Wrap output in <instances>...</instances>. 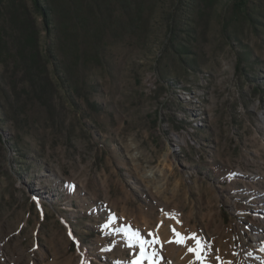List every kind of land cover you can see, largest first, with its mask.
<instances>
[{
    "label": "rangeland",
    "instance_id": "obj_1",
    "mask_svg": "<svg viewBox=\"0 0 264 264\" xmlns=\"http://www.w3.org/2000/svg\"><path fill=\"white\" fill-rule=\"evenodd\" d=\"M233 2L56 0L59 77L0 64V264H264V0Z\"/></svg>",
    "mask_w": 264,
    "mask_h": 264
},
{
    "label": "trees",
    "instance_id": "obj_2",
    "mask_svg": "<svg viewBox=\"0 0 264 264\" xmlns=\"http://www.w3.org/2000/svg\"><path fill=\"white\" fill-rule=\"evenodd\" d=\"M35 14L40 15L43 28L49 40L46 42V50L43 52L39 42V30L35 20L27 6L18 0H7L6 7L9 13L10 22L14 25L16 35L13 38L12 46L4 39L0 33V64H7L13 60L22 65L23 73L26 79L34 81L35 77H41L46 81V85L53 83L50 76L49 66L59 77L61 67L57 62V42L60 36L61 26L57 23L59 20L60 9L56 0H30ZM209 4L213 0H208ZM248 0H234L233 10L236 13H244L247 9ZM14 48V49H13ZM183 55V54H182ZM2 141L0 135V142Z\"/></svg>",
    "mask_w": 264,
    "mask_h": 264
},
{
    "label": "snow or ice",
    "instance_id": "obj_3",
    "mask_svg": "<svg viewBox=\"0 0 264 264\" xmlns=\"http://www.w3.org/2000/svg\"><path fill=\"white\" fill-rule=\"evenodd\" d=\"M162 223H158L157 227H161ZM170 231L173 234L174 239L169 240L170 243L174 242L178 245H183L185 243L186 237L177 231L175 227H172ZM191 239H196L197 244L195 248H188V252L192 253L197 261H199V264H206L207 257H205L204 252L205 248L204 245L196 238V235L193 234ZM154 243H159V240L156 239L153 241ZM144 247L143 243H141V247L139 250V254L132 260L131 264H143V261L145 259L149 260V264H154V262L151 260V258L146 257L144 255Z\"/></svg>",
    "mask_w": 264,
    "mask_h": 264
}]
</instances>
